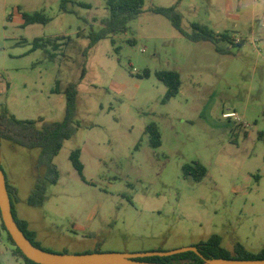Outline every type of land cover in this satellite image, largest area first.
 Here are the masks:
<instances>
[{
	"label": "rangeland",
	"instance_id": "374dc122",
	"mask_svg": "<svg viewBox=\"0 0 264 264\" xmlns=\"http://www.w3.org/2000/svg\"><path fill=\"white\" fill-rule=\"evenodd\" d=\"M71 1L63 7L62 0H0V109L20 120L61 122L66 98L54 91L78 86V132L54 159L60 177L47 185L43 205L28 203L47 175L38 164L41 149L0 143V164L19 193L17 215L41 247L66 255L169 252L219 235L230 251L237 243L262 250L264 6L246 21L252 8L242 0H183L186 32L199 23L244 35L240 45L222 42V54L150 11L176 0H145L126 32L101 40L86 57L89 34L110 15L107 0ZM38 11L51 21L24 26L22 13ZM56 37L57 50H32L35 39ZM146 70L149 77L137 76ZM161 70L181 76L179 94L165 103ZM232 112L239 120L225 116ZM151 123L161 131L158 148L145 134ZM76 149L85 181L70 161ZM196 161L208 169L199 182L182 170ZM142 247L158 250L126 252ZM14 249L0 218V264H25Z\"/></svg>",
	"mask_w": 264,
	"mask_h": 264
},
{
	"label": "trees",
	"instance_id": "16d2710c",
	"mask_svg": "<svg viewBox=\"0 0 264 264\" xmlns=\"http://www.w3.org/2000/svg\"><path fill=\"white\" fill-rule=\"evenodd\" d=\"M182 0H178L175 4L163 7H153L150 11L157 15H162L167 18L173 27L188 40L199 42H211L215 46V50L219 53L225 54L227 49L221 47V43L227 41L232 43V39L228 33L217 34L206 25L199 23L191 24V32H186L183 28V15L179 10ZM65 3H74L71 0H62V6ZM145 0H107L106 8L109 10V17L102 20L103 27L99 31H93L89 34V43L85 50V56H88L89 51L98 44L101 40L107 39L119 33H124L129 29V23L144 12ZM81 7L90 8L88 4H79ZM68 11V10H67ZM23 25L31 24H47L51 19L44 11H38L33 14L22 13ZM62 38H47L35 39L32 50L45 49L47 46L53 47L57 50L62 46L58 41ZM70 41V40H69ZM134 40L130 42L133 43ZM240 45V43H237ZM52 57V56H51ZM85 75L83 71L82 78ZM139 78H147L150 76V71L146 70L142 74L137 75ZM156 77L167 88L163 102H168L173 97L179 94L181 88V76L179 72L174 70H161L156 72ZM63 93L66 98L65 118L61 122H44L43 118L36 121L20 120L13 114H10L7 109H0V138L9 141L15 145L25 148L41 149L39 157V166L45 165L47 167L46 177L39 178L36 186L28 199V203L32 206L43 205L46 197V190L48 184H57L60 177V172L54 164V159L57 157L64 146L66 140L71 139L78 132L79 125L76 122L77 115V97L78 86L75 83L68 85L64 91H61L57 86L54 93ZM38 123H42L39 127ZM145 134L150 138V145L152 148H158L162 145V135L159 126L156 123H151L146 126ZM139 146V144H138ZM137 146V147H138ZM70 161L74 169L78 172L82 180L84 177V164L81 160V150L76 149L70 154ZM185 178H192L199 182L202 181L208 173L207 167L200 162H192L185 164L182 168ZM7 178V177H6ZM7 188L12 200V211L14 219L27 236V238L37 247L42 248L40 242L37 240V233L32 230L29 223L18 217L16 212V204L19 202L18 189L12 186L7 179ZM1 227L7 231L6 226L2 220L0 211ZM9 240L15 246L13 254L15 257L23 259L25 264H38L28 259L21 249L16 245L12 236L7 231ZM201 255L189 251L181 254H175L166 257H146L140 260L149 262H158L163 264H203L206 260L211 258H224L234 260H262L264 259V248L258 253L248 251L242 244L237 243L233 251L228 250L222 246V238L219 235H213L208 241L201 242L196 245ZM46 250V249H45ZM48 251V250H47Z\"/></svg>",
	"mask_w": 264,
	"mask_h": 264
},
{
	"label": "water",
	"instance_id": "95a60500",
	"mask_svg": "<svg viewBox=\"0 0 264 264\" xmlns=\"http://www.w3.org/2000/svg\"><path fill=\"white\" fill-rule=\"evenodd\" d=\"M0 211L2 220L7 231L12 236L16 245L24 255L38 264H163L140 260L146 257H166L185 252H200L196 246L177 249L169 252H146V253H114L95 252L82 255L57 254L35 246L17 225L13 211L12 200L7 188V178L0 164ZM203 264H264L262 260H234L224 258H211Z\"/></svg>",
	"mask_w": 264,
	"mask_h": 264
},
{
	"label": "crops",
	"instance_id": "0c3cea01",
	"mask_svg": "<svg viewBox=\"0 0 264 264\" xmlns=\"http://www.w3.org/2000/svg\"><path fill=\"white\" fill-rule=\"evenodd\" d=\"M178 0H176L173 4H175ZM183 2V0H182ZM181 2V3H182ZM180 3V5H181ZM241 3L245 6H251V11L250 12H246L244 15H243V18L246 20V21H252L254 20V18L262 13L261 9L259 7L261 6H264V0H242ZM172 4V5H173ZM171 6V5H170ZM165 7H168V6H165ZM180 7V6H179ZM180 10V9H179ZM264 15V13H263ZM23 23H24V20H23ZM214 31V30H213ZM216 32V31H215ZM217 33V32H216ZM217 34H221V33H217ZM231 39L234 41V42H239V43H242L244 42V35L241 34L240 32H233L232 34H229ZM261 40L264 41V37H261ZM5 85V83H3ZM58 94H63L62 92L61 93H58ZM65 96V95H64ZM3 139L0 138V143ZM16 207V206H15ZM149 250H158V249H153V248H149L147 249L146 247H142V248H136V249H126V252H145V251H149Z\"/></svg>",
	"mask_w": 264,
	"mask_h": 264
},
{
	"label": "built area",
	"instance_id": "2783aa9c",
	"mask_svg": "<svg viewBox=\"0 0 264 264\" xmlns=\"http://www.w3.org/2000/svg\"><path fill=\"white\" fill-rule=\"evenodd\" d=\"M225 116H226L227 118H231V117H233V118H236V119L239 120V116H238L237 113H235V112L228 113V114H226Z\"/></svg>",
	"mask_w": 264,
	"mask_h": 264
}]
</instances>
